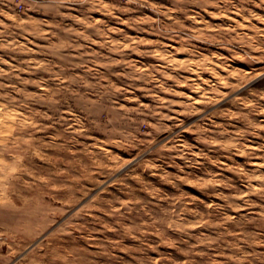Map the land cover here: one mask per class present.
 <instances>
[{
	"label": "rangeland",
	"instance_id": "374dc122",
	"mask_svg": "<svg viewBox=\"0 0 264 264\" xmlns=\"http://www.w3.org/2000/svg\"><path fill=\"white\" fill-rule=\"evenodd\" d=\"M0 264H264V0H0Z\"/></svg>",
	"mask_w": 264,
	"mask_h": 264
}]
</instances>
